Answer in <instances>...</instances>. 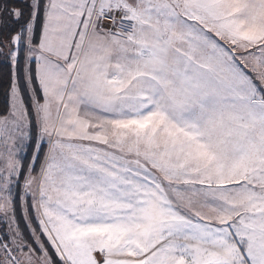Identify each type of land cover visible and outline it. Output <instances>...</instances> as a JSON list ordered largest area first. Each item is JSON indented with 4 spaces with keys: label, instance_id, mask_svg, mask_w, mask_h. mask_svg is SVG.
I'll return each instance as SVG.
<instances>
[{
    "label": "snow or ice",
    "instance_id": "1",
    "mask_svg": "<svg viewBox=\"0 0 264 264\" xmlns=\"http://www.w3.org/2000/svg\"><path fill=\"white\" fill-rule=\"evenodd\" d=\"M0 57V264H264V0H0Z\"/></svg>",
    "mask_w": 264,
    "mask_h": 264
},
{
    "label": "trees",
    "instance_id": "2",
    "mask_svg": "<svg viewBox=\"0 0 264 264\" xmlns=\"http://www.w3.org/2000/svg\"><path fill=\"white\" fill-rule=\"evenodd\" d=\"M10 68L7 61L0 57V113L6 110V90L9 81Z\"/></svg>",
    "mask_w": 264,
    "mask_h": 264
},
{
    "label": "rangeland",
    "instance_id": "3",
    "mask_svg": "<svg viewBox=\"0 0 264 264\" xmlns=\"http://www.w3.org/2000/svg\"><path fill=\"white\" fill-rule=\"evenodd\" d=\"M45 151H46V149H45ZM22 227H23V225H22Z\"/></svg>",
    "mask_w": 264,
    "mask_h": 264
}]
</instances>
